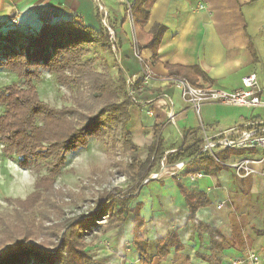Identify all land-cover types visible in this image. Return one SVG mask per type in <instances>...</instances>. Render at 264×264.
I'll use <instances>...</instances> for the list:
<instances>
[{"label": "crops", "instance_id": "crops-1", "mask_svg": "<svg viewBox=\"0 0 264 264\" xmlns=\"http://www.w3.org/2000/svg\"><path fill=\"white\" fill-rule=\"evenodd\" d=\"M122 2L0 0V33L14 29L24 34L37 32L42 25L74 18L76 23L104 31V21L114 33L117 51L111 46H92L88 58L97 59L96 69L101 71L100 62H104L113 78L118 70L124 78L140 77L142 66L150 73L146 83L139 80V85L133 88L136 105L129 109L127 125L137 152L144 151L145 157L152 144L154 126H162L164 152H174L188 130L195 132L188 139L190 145L202 138L201 128L213 140L223 132L244 127L250 119L264 121L254 112L217 103L202 105L201 117L199 110L194 111L181 99L165 68L166 65L198 67L209 80L198 79L204 88L233 92L241 88V78L251 73L264 87V0H144L143 8L149 15L144 32H150L155 25L164 28L157 62L153 64L150 50L137 51V56L134 53L133 24L124 18ZM126 2L130 4L133 0ZM198 4L204 9L198 10ZM222 107L225 113L210 112ZM192 111L195 119L190 115ZM244 158L253 161L250 167L254 173L248 177L238 176L235 170L226 167L193 184L187 178L181 179L189 192L201 193L208 203L195 213L200 229L188 221V209L174 178L159 186L162 192L150 190L153 200L148 196L136 202L142 204L141 235L147 244L148 264H264V153L255 151L227 161ZM128 227L132 244L131 223ZM149 246L153 249L151 253ZM164 247L166 255L159 256V249ZM132 257L134 264H140L133 248Z\"/></svg>", "mask_w": 264, "mask_h": 264}, {"label": "trees", "instance_id": "trees-1", "mask_svg": "<svg viewBox=\"0 0 264 264\" xmlns=\"http://www.w3.org/2000/svg\"><path fill=\"white\" fill-rule=\"evenodd\" d=\"M143 3L144 0L130 3L135 45L138 51H151L153 64L157 62V48L164 28L155 25L150 32H144L149 15ZM94 45H101L102 48L111 46L106 29L97 31L76 23L75 18L42 25L37 32L24 34L14 29L0 33V68L22 80L21 87L12 83L0 88V107L3 108L0 114L1 155L17 159L19 167L24 170L29 169V161L33 158L46 162V173L35 180L33 192L22 201L14 200V203L27 211H33L36 205L41 204L54 206L56 203L44 202L54 201V183L61 176L71 154L86 148L90 139L104 141L108 136L113 147H119L124 158L123 162L117 163V173L135 182V187L125 193L101 190L96 195V207L91 213L62 224L64 233L55 236L56 244L52 250L41 244L28 247L25 246L27 240H16L12 243L15 247L12 251L0 250V264H91L87 239H91L90 242L104 234L101 219L105 218L106 227L122 225L129 213L132 248L140 264H148L147 244L141 235L144 225L140 216L142 204L135 203L130 209L126 204L137 198L143 183L151 180L155 167L163 159L167 167L178 162L185 163L184 169L174 180L184 197L188 221L200 229L201 224L196 220L195 213L208 203L201 193L189 192L181 179L189 174H215L226 168L224 163L231 157L255 153V150L226 148L220 150L215 159L210 158L201 151L204 144L201 138L187 145L188 139L195 135V132L188 130L181 146L166 154L162 126L158 125L153 128L152 144L146 149L145 159L141 160L127 129L129 109L136 102L128 96L126 78L120 70L113 78L104 62H100L101 71L96 69L97 59L88 58ZM165 68L170 79L183 80L192 87L202 88L198 84L199 78L209 81L198 67L166 65ZM37 69L54 76L57 83L70 92L71 105L54 108L40 100L33 83L39 78ZM166 252V247L161 248L158 255L163 257Z\"/></svg>", "mask_w": 264, "mask_h": 264}, {"label": "rangeland", "instance_id": "rangeland-1", "mask_svg": "<svg viewBox=\"0 0 264 264\" xmlns=\"http://www.w3.org/2000/svg\"><path fill=\"white\" fill-rule=\"evenodd\" d=\"M122 1L124 18L131 25L132 22L128 18L126 9L127 2L126 0ZM131 35L133 49L134 47L137 49L133 30ZM36 72L39 78L33 83L40 100L54 108L71 105L70 92L60 86L54 76L42 69H37ZM12 83L22 86V80L13 73L0 68V88ZM204 104L209 103L199 106L201 117H203V112L200 107ZM194 111L190 112V115L195 119ZM218 111L225 113L226 110L223 107L214 109V111L210 110L211 113ZM2 112L3 108L0 107V114ZM254 114L264 119V109H257ZM168 152L170 151L165 153ZM137 155L141 160L145 159L144 151H138ZM123 160L119 147H113L110 136L104 141L88 140L86 148L71 154L61 176L56 179L54 201L46 200L44 202L56 204L54 206L36 205L33 211H27L18 207L14 200L22 201L33 192L35 180L46 173V162L40 158H33L29 161V169L24 170L19 167L17 159L4 158L0 152V250L12 251L15 249L12 243L16 240H27L25 246L28 247L41 244L52 250L56 244L55 236L59 234L61 236L64 233L62 224L69 219L91 213L96 207L94 202L96 195L101 190L125 193L134 189L135 182H131L117 173V163H121ZM180 173L175 172L171 167L168 168L164 162L158 164L150 176L151 180L143 183L137 193L136 201L128 202L127 208H132L136 202L146 200L148 196L153 200L154 196L150 190L162 192V188L159 186H164L165 180L178 177ZM146 192L149 194L144 195ZM150 214L152 215L153 212L151 211ZM130 218L131 216L127 215L124 224L115 227H106L104 225L105 218L101 219L100 224L104 226V234L90 242L91 239H87V252L91 257V264H134L131 240L128 234ZM20 228L23 231H19ZM152 251V247L149 246L148 253Z\"/></svg>", "mask_w": 264, "mask_h": 264}, {"label": "built area", "instance_id": "built-area-1", "mask_svg": "<svg viewBox=\"0 0 264 264\" xmlns=\"http://www.w3.org/2000/svg\"><path fill=\"white\" fill-rule=\"evenodd\" d=\"M198 10H203L204 6L198 4ZM128 18L132 22L130 14V4L127 3ZM106 31L109 34V40L113 51H117V42L112 30L106 26L102 21ZM136 46V45H135ZM134 53L137 56V49L134 47ZM150 73L146 67L141 68V76L132 75L126 78V86L128 96L133 102H136L134 97L133 87L139 80L146 83L149 79ZM173 84L180 91L181 99L191 106L196 112L199 110V106L203 103H217L222 106L240 108L249 111L251 114L257 109H264V87H261L257 81V77L254 73L248 74L241 78V88L233 92H226L214 88H196L190 86L183 80L171 79ZM169 101V99H166ZM245 129L233 128L226 132H223L218 139H209L205 135V131L201 128L202 140L204 142L202 146V153L206 156L215 159L218 150L223 149H242V150H255L264 152V121L250 119L244 126ZM164 159L160 162L162 163ZM253 163L252 160L244 158L235 162L224 163L225 167H230L237 173L238 176L248 177L254 171L250 167ZM185 167L184 162H178L171 167L175 172H181ZM169 168V167H168ZM164 169V166H162ZM204 175L202 173L189 174L186 178L190 183L196 182ZM220 208V206H217Z\"/></svg>", "mask_w": 264, "mask_h": 264}]
</instances>
